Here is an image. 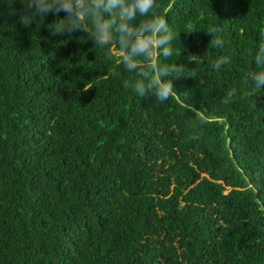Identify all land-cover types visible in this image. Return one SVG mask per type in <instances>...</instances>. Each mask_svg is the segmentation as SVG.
Returning <instances> with one entry per match:
<instances>
[{"label":"trees","instance_id":"16d2710c","mask_svg":"<svg viewBox=\"0 0 264 264\" xmlns=\"http://www.w3.org/2000/svg\"><path fill=\"white\" fill-rule=\"evenodd\" d=\"M25 2L0 0V264H264V89L248 79L264 0H157L175 33L160 62L187 68L164 103L55 15L24 24Z\"/></svg>","mask_w":264,"mask_h":264},{"label":"clouds","instance_id":"9594fccd","mask_svg":"<svg viewBox=\"0 0 264 264\" xmlns=\"http://www.w3.org/2000/svg\"><path fill=\"white\" fill-rule=\"evenodd\" d=\"M159 8L157 0H26L21 13V20L26 21L39 17L41 20L49 14L57 17L52 25L55 34L82 31L101 49L117 50L116 63L122 65L124 70L133 74V78L125 79L123 86L131 89L139 97L151 95L156 101L164 103L177 95L174 74L182 76L187 68L178 63H161L173 56V41L175 33L167 19L156 9ZM65 17L60 19V13ZM9 15L17 14L14 8L9 9ZM3 13H0L2 18ZM220 29L209 27L206 33L212 37L209 48H221L223 40L218 35ZM189 63H202L204 56L189 54ZM230 57L219 56L214 59L210 67L214 71L230 63ZM255 70H250L248 79L253 90L264 89V40L259 43L255 51ZM115 77L112 71L107 74ZM107 75L105 78H107ZM195 77V74L189 75ZM201 85L203 80H199ZM91 89L87 83L84 91ZM233 88L226 92L222 103H229L238 94ZM242 94V93H240ZM189 110L199 117L202 110L197 111L192 105ZM201 123H206L202 120Z\"/></svg>","mask_w":264,"mask_h":264}]
</instances>
